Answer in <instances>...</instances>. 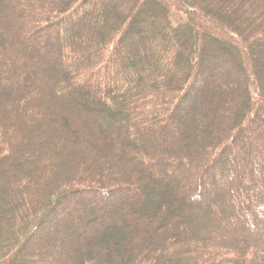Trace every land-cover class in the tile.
Masks as SVG:
<instances>
[{"label":"trees","instance_id":"trees-1","mask_svg":"<svg viewBox=\"0 0 264 264\" xmlns=\"http://www.w3.org/2000/svg\"><path fill=\"white\" fill-rule=\"evenodd\" d=\"M51 263L264 264V0H0V264Z\"/></svg>","mask_w":264,"mask_h":264},{"label":"rangeland","instance_id":"rangeland-1","mask_svg":"<svg viewBox=\"0 0 264 264\" xmlns=\"http://www.w3.org/2000/svg\"><path fill=\"white\" fill-rule=\"evenodd\" d=\"M147 31V33L149 34V36H150V33H149V30H146ZM135 32H133V34H134ZM133 34H130L131 36H133ZM154 35V37L153 38H155V40H156V43L160 40V37H158L157 35H155V34H153ZM152 35V36H153ZM151 36V37H152ZM134 42L135 43H137V40L136 39H134ZM220 58V56H215V57H213V58H211V60H209V61H207L205 64H206V66H209V65H212L213 64V61H217L218 59ZM211 62H212V64H211ZM208 63V64H207ZM211 69V67H208V71ZM232 70H235V67H227V68H222V70H212V71H209L208 72V74L209 75H207L206 76V80H205V82H204V84L205 85H207V84H209V85H214V88H213V90L216 88L215 86H218L219 88H216L217 90L219 89V90H223L225 87V84H227V85H230V83H231V81H230V77L232 76V74H230L231 73V71ZM237 71V70H236ZM215 75V76H214ZM234 75V74H233ZM227 79H228V81H227ZM224 80L226 81V82H224ZM235 80H237V79H235ZM223 84H224V86H223ZM213 87V86H212ZM218 90V91H219ZM217 91V92H218ZM224 91V90H223ZM217 92H216V94H217ZM203 95V94H202ZM202 95H200L201 96V98H202ZM201 98L200 99H197V105H198V103H201L200 101H201ZM204 102V101H203ZM189 139V138H188ZM213 186H215V184H212ZM219 184L217 183L216 184V186H218ZM209 194H212V193H207V194H205L204 195V197L202 198V201H204V200H206L207 199V197L209 196ZM79 200V199H78ZM105 208H108L107 207V205H105ZM101 211H102V207H101V209H100ZM44 231H45V233H46V238H44V239H42L43 241H45L44 243H43V247H45L46 246V244L47 243H49V241H50V239L51 238H55V240H57V238H58V236H59V232H55L54 231V226L51 224V223H48L47 225H45V227H44ZM43 236V235H42ZM44 237V236H43ZM39 237L37 236V239H38ZM53 240V239H52ZM53 241L52 243H50L49 245H50V247H55L56 245H57V241ZM47 247V246H46ZM36 257V255L34 254L33 256H31L30 258H35ZM52 264V263H51Z\"/></svg>","mask_w":264,"mask_h":264}]
</instances>
